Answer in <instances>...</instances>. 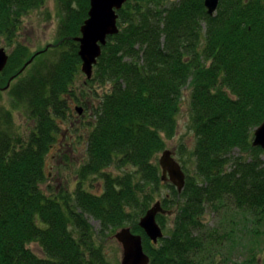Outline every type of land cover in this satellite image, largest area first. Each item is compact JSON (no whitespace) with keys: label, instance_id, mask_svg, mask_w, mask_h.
Here are the masks:
<instances>
[{"label":"trees","instance_id":"trees-1","mask_svg":"<svg viewBox=\"0 0 264 264\" xmlns=\"http://www.w3.org/2000/svg\"><path fill=\"white\" fill-rule=\"evenodd\" d=\"M57 1V43L34 55L17 43L1 75L5 88L17 81L8 90L30 126L20 131L13 111L0 107V264H109L90 219L101 223L98 234L129 226L142 235L150 264H220L214 248L221 253L233 236L208 227L206 213L238 209L264 220V150L253 146L264 122V0H220L213 16L205 0H129L118 11L120 32L102 47L87 82L110 89L97 96L76 190L48 195L41 187L48 154L69 137L73 100L82 104L74 90L82 73L75 39L90 10V0ZM46 3L0 0V40L14 45L24 17ZM52 48L60 51L56 61L24 77ZM186 89L195 175L185 172L181 193L165 185L172 194L162 207L176 216L168 229V216L158 215L164 237L155 244L139 221L163 185L157 159L177 134ZM69 148L58 149L68 163ZM114 164L135 172L113 176L106 171ZM91 177L104 180L101 195L86 189Z\"/></svg>","mask_w":264,"mask_h":264},{"label":"rangeland","instance_id":"rangeland-1","mask_svg":"<svg viewBox=\"0 0 264 264\" xmlns=\"http://www.w3.org/2000/svg\"><path fill=\"white\" fill-rule=\"evenodd\" d=\"M177 1L179 0H169V3ZM59 15L58 1L47 0L43 8L35 10L24 17L22 29L18 33L14 45L10 46L4 40H0V47L6 49L10 59L17 43L24 45L30 55L45 50L47 46L55 45L59 40ZM53 48L47 53L40 55L35 63L24 73V77L29 76L39 66L56 61L60 51H54ZM3 72L0 73V107L13 111L17 127H19L20 131L26 133L30 126L29 117L25 108H14V101L10 95V91L8 89L4 90L7 82L1 78ZM10 82L11 86L12 83L14 84L17 81L10 80ZM87 82L88 79L82 72L77 77L74 85L75 94L82 104L76 103V100H73L71 103L73 111L70 114L71 120L69 123H72L73 126H71V130L68 132L69 137L63 139V143L70 146L68 151L65 149V153L69 155L68 159L70 158L69 163L65 158L62 159L60 150L57 148L52 149L48 154L46 162L48 179L41 186L48 195H53L54 193L71 195L75 192L78 185V172L86 154V134L91 128L89 124L94 123L93 110H96L94 105H98L99 99L97 96L101 97L110 89V86L100 88L97 84L91 85ZM190 99V89L184 90L181 111L178 115L177 134L172 140H166V150L174 153L175 159L186 168L185 172L189 171L190 174L195 175L196 165L193 152L196 135L191 120ZM76 106L83 109L81 115L75 110ZM69 123L64 128L67 129ZM163 152L158 155L157 161L159 164ZM239 156H242V154L239 150H236L234 157ZM262 159H264V154L262 155ZM106 172L113 176H124L128 172H135V169L131 166L125 167L114 164ZM167 184L168 182H163L159 191L154 193V202L151 206L158 201H162L165 196L172 194L171 189L165 186ZM86 189L94 194L101 195L104 192V180L100 177H91L86 183ZM173 211L175 212L176 210L174 209ZM220 213L214 214L209 210L203 219L208 227H216L222 234L231 233L233 236L231 241L225 238L224 249L222 252L220 251L221 253L217 254L218 250L215 246L213 253L218 255L217 262L220 264H264V220L258 221L259 217L253 213L238 209L228 212L226 209H223ZM166 215L168 216L167 227L169 229L173 227L176 213L171 212ZM90 222L97 233L96 241L102 246L103 253L107 257L109 264H121L124 250L115 235L123 228L118 229L116 232L110 230L106 234H98L101 229V223L94 219H90ZM124 228L132 230L129 226ZM30 248L38 255L43 256V252L37 243L31 244Z\"/></svg>","mask_w":264,"mask_h":264},{"label":"water","instance_id":"water-1","mask_svg":"<svg viewBox=\"0 0 264 264\" xmlns=\"http://www.w3.org/2000/svg\"><path fill=\"white\" fill-rule=\"evenodd\" d=\"M128 0H90L89 17L81 28V36L75 39L80 43L79 56L82 60V72L88 80L94 74V67L102 55V47L107 44L110 36L120 32L118 27V11H120ZM209 15L216 14L220 0H205ZM48 49V48H47ZM32 58L24 67V71L33 61ZM9 62V55L5 48H0V73L3 72ZM13 79V78H12ZM10 83L5 88L10 87ZM82 113V109H77ZM254 147L264 150V122L255 130ZM163 182L174 185L181 193L186 186V173L182 165L175 159L174 153L165 150L160 158ZM161 201L156 202L140 219L139 226L144 230L150 240L157 244L164 237L163 229L157 222L159 214H164ZM122 245L124 253L121 264H150L149 255L144 249L142 235L134 234L130 228H123L115 235Z\"/></svg>","mask_w":264,"mask_h":264},{"label":"flooded vegetation","instance_id":"flooded-vegetation-1","mask_svg":"<svg viewBox=\"0 0 264 264\" xmlns=\"http://www.w3.org/2000/svg\"><path fill=\"white\" fill-rule=\"evenodd\" d=\"M66 138V135L64 136V139ZM54 149L55 148H57V149H63L64 148V143H63V141L61 142V143H59L58 145H55L54 147H53Z\"/></svg>","mask_w":264,"mask_h":264}]
</instances>
